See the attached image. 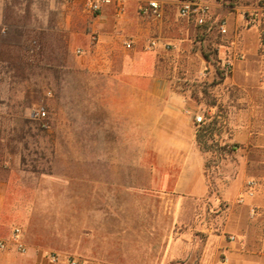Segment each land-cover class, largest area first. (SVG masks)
<instances>
[{
    "label": "crops",
    "instance_id": "0c3cea01",
    "mask_svg": "<svg viewBox=\"0 0 264 264\" xmlns=\"http://www.w3.org/2000/svg\"><path fill=\"white\" fill-rule=\"evenodd\" d=\"M170 1L164 0L165 18L161 21L147 20L138 14L142 0H125V13L121 18L116 17L113 5L103 6L94 14L92 23L95 43L83 49V56L71 66L96 81H106L107 91L111 88L110 83H117L120 87L113 89L112 97L127 100L129 106L136 109L151 107L156 124L165 129L164 141L173 152L167 161L178 162V165L176 172L169 165L163 181L159 179V170L152 171L149 187L155 194L161 190L173 205L175 194L200 199L207 195L209 188L206 160L197 142V131L207 122L197 125L194 121L195 116L204 114L205 110L191 103L188 92L181 95L174 91L164 72L173 60L170 55L178 44L174 36L176 27L169 15ZM243 8L234 7L235 11L227 17L230 40L224 45H214L220 57L233 42L246 55L245 61L236 64L232 76L224 79L227 87L222 89L221 97L217 95L221 98L220 104L229 99L230 88L237 90L228 104L232 110L230 131L233 133L227 142L238 146L233 150L234 164L227 165L229 168L225 170L234 173L235 178L221 191L222 200L229 203L244 182L254 176L261 180V188L247 204L233 206L230 210L225 232L234 235V241L221 235H210L208 242L197 252L186 240L178 243L172 240L165 255L161 256L166 263L182 258L183 264H195L193 259L196 258V264H264V170L259 173L255 167L260 161L259 156L264 157V126L259 122V115L264 114V54L260 53L264 15L261 13L256 27L246 29L240 14ZM214 12H217L215 8L213 15ZM240 26L242 29L239 30ZM189 31L186 28V40L190 39ZM131 38L134 43L128 46L126 40ZM151 40L157 41L156 47H149ZM206 63V67L212 68L210 62L206 60ZM3 64L7 63L0 59V66ZM258 76L262 86L256 89L251 82H259ZM94 90L97 97L100 88L96 83ZM107 91L106 97H109L110 91ZM74 98L68 109L59 108L61 117L55 130L71 132L70 135L66 133L68 138H56V147L75 145L72 130L78 123ZM144 99L150 100L144 102ZM210 109L211 114H217V107ZM63 115L64 121H61ZM247 115L250 118L245 120ZM28 142L0 138V157L5 153H13L10 157H16L13 156L16 150L4 147ZM53 158L77 165L78 162L105 161L109 157L79 154L73 149L63 153L56 149ZM135 174L141 178L143 173ZM105 178H109L105 171L79 170L73 165L69 169L57 166L45 170L31 168L28 161L25 164L21 159H12L3 165L0 160V240L8 239L14 228H20L27 247L26 254L16 253L14 249L0 250V264H68V257L78 258L83 264H136L144 239L143 187L141 183L134 187H112ZM118 189L122 201L117 208L123 211L132 206L136 210L133 222L127 221L125 216L120 219L115 213L112 217V194L118 193ZM112 190L115 191L112 193ZM253 208L255 214L251 212ZM160 220L163 219H159L156 212L154 228L150 232L152 237L158 234ZM163 242L167 246L169 240ZM48 253L58 254L60 261L52 263Z\"/></svg>",
    "mask_w": 264,
    "mask_h": 264
},
{
    "label": "rangeland",
    "instance_id": "374dc122",
    "mask_svg": "<svg viewBox=\"0 0 264 264\" xmlns=\"http://www.w3.org/2000/svg\"><path fill=\"white\" fill-rule=\"evenodd\" d=\"M85 1L0 0V59L7 63L0 66V138L29 141L24 145L4 147L16 150L13 155L16 157L11 158L13 153L3 154L0 157L2 165L12 159H21L25 164L28 161L29 167L34 169L52 170L57 166L69 169L73 165L79 170L105 171L109 176L105 180H109L112 187H134L141 183L144 239L141 255L135 259L136 264H183L182 258L171 263L161 259L172 240L175 243L186 240L197 252L208 242L210 235H221L232 241V234L225 232V227L232 207L241 205L237 198L245 182L229 203L222 200L221 191L235 178L234 173L225 170L229 168L227 165L234 164L233 150L234 146H238L227 142L233 133L230 131L232 110L228 104L237 90L230 88L232 92L227 102L222 100L219 104L221 98L217 95L221 97L220 93L227 85L217 75L219 64L214 45L226 44L230 36L221 37L215 25L216 21L229 18L230 12L235 11L234 7H254L261 0H205L214 5L217 12H214V24L204 27L189 24L178 17V6L182 0L169 2L172 4L169 15L176 27L174 36L178 44L170 55L173 60L164 72L174 91L181 95L188 92L191 103L205 110L204 114H200L206 118L207 124L203 126H208L213 118L217 121L213 124V131L207 133L199 146L206 160L207 195L196 199L175 194L173 205L161 190L155 194L149 187L152 171L159 170V179L163 181L169 165L175 172L178 165V162L167 161L173 152L164 141L165 129L156 124L151 107L136 109L126 104L127 100L112 97L113 89L120 87L117 83H110V96L106 97V81H96L86 72L71 66L83 56L78 50L82 52L96 41L92 32L94 13L86 8ZM186 28L190 30V39L187 40ZM205 54L212 65L207 72ZM258 79L259 82H251L256 89L262 86L260 76ZM95 83L100 88L97 97L94 95ZM74 96L78 123L72 130L75 145L56 147V138H68L71 132L55 130V124L61 117L59 108L68 109ZM149 100L144 99V102ZM40 106L48 111L49 128L43 127L42 122L31 116L32 111ZM214 107H217V114L210 113V108ZM69 115L67 113L66 117L69 118ZM63 117L61 121H64ZM248 118L249 115L244 117L245 120ZM259 122L264 126V114L259 115ZM56 149L63 153H70L73 149L79 154H104L109 158L105 161L78 162L77 165L58 162L53 158ZM259 158L255 167L261 173L264 157L261 155ZM138 171L143 173L141 178L135 177ZM117 192L112 194V217L115 213L120 219L125 216L127 221L133 222L136 210L132 206L118 210L122 200L118 195L119 189ZM156 212L163 220H160L158 234L152 237L150 232L154 228ZM127 236L130 237L129 234ZM120 238L123 239L122 235ZM164 239L169 240L167 246ZM193 260L195 264L198 262L196 258Z\"/></svg>",
    "mask_w": 264,
    "mask_h": 264
},
{
    "label": "built area",
    "instance_id": "2783aa9c",
    "mask_svg": "<svg viewBox=\"0 0 264 264\" xmlns=\"http://www.w3.org/2000/svg\"><path fill=\"white\" fill-rule=\"evenodd\" d=\"M164 0H142L139 5L138 14L147 20L161 21L165 18ZM113 5L115 9V15L121 18L125 13V0H86V8L97 14L101 11L103 6ZM221 6V5H220ZM214 5L205 0H182L178 6V17L187 23H194L198 27L207 26L209 23L214 24ZM261 13L264 15V0L259 1V3L254 7H244L241 11L243 26L246 29H251L257 26L259 22V17ZM216 30L218 34L223 37H229V27L226 18H222L216 21ZM134 43V39H127L126 44L131 46ZM156 40H151L149 43L150 48L157 46ZM170 46H166L169 49ZM260 49L264 54V28L260 29ZM81 53V50H78ZM218 57V70L217 75L221 79H228L232 76L235 71L236 64L246 60V55L244 52L236 46L233 42L229 49H227L222 55ZM209 67L205 68L207 72ZM205 75V73H203ZM32 118L42 122L43 127L49 128V114L48 111L43 107H37L32 111ZM197 125L204 124L206 118L204 115H196L194 119ZM261 188V183L255 178L248 179L245 182L243 190L238 195V204H247L248 201L254 199L259 193ZM252 213H256L255 208L251 210ZM230 239L234 241L236 237L231 235ZM14 249L20 254L27 253V247L23 242V234L20 228H14L8 239L0 240V250L6 251ZM49 259L52 263H57L60 261V257L56 253H48ZM68 264H83L80 259L74 257L66 258Z\"/></svg>",
    "mask_w": 264,
    "mask_h": 264
},
{
    "label": "trees",
    "instance_id": "16d2710c",
    "mask_svg": "<svg viewBox=\"0 0 264 264\" xmlns=\"http://www.w3.org/2000/svg\"><path fill=\"white\" fill-rule=\"evenodd\" d=\"M205 57H206V60L209 62L210 61L209 56L207 54H205ZM214 119L215 118L212 119L213 121L211 123H209L208 126L202 125L203 127L201 126L198 129V131H197V142H198L199 146H201L202 143L204 142V139H205V136L207 135V133L213 131V127H214L213 124L215 125L217 123V121L215 122Z\"/></svg>",
    "mask_w": 264,
    "mask_h": 264
}]
</instances>
